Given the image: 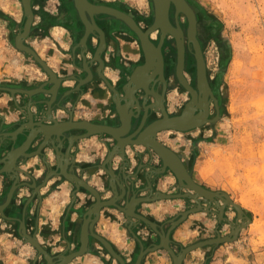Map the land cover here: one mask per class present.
Segmentation results:
<instances>
[{
    "label": "crops",
    "instance_id": "crops-1",
    "mask_svg": "<svg viewBox=\"0 0 264 264\" xmlns=\"http://www.w3.org/2000/svg\"><path fill=\"white\" fill-rule=\"evenodd\" d=\"M90 1L125 11L144 30L154 22L155 13L150 17L142 10L144 6L123 8L101 0ZM32 8L34 21L25 43L48 63L63 82L51 116H48V101L52 95L47 91L30 96L12 93L7 89L48 90L53 84L34 57L16 46V38L23 31L27 20L23 0H0V134H5L0 136V171L4 167L1 160L13 148L21 146L29 135L27 131L18 135L16 141L8 138V134L16 132L28 122L29 109L36 121L47 123H51L49 119L52 116L59 121H67L73 116L74 121L121 125L114 93L100 76L98 62L91 64L93 79L81 84V80L89 76L84 69L83 54L89 61L94 60L100 38L91 35L87 40L88 48L83 46L86 27L74 0H33ZM96 22L104 30L107 41V48L102 55L105 65L103 73L121 91L134 70L145 63L141 42L137 34L120 19L103 14L96 17ZM169 38L163 47L169 83L165 104L169 114L177 116L183 113L189 101L183 106L173 101V91L183 93L184 89L181 84H177V60L167 52ZM152 39L155 43L160 40L156 41L154 36ZM162 88L161 82H158L156 89L160 91ZM154 101L150 97L149 102ZM161 117V112L153 111L148 123ZM140 121L135 120V125L138 126ZM193 131L161 132L158 140L180 155L197 183L214 190L215 186L211 184L215 182L212 175L214 170L208 158L201 160L192 154V146L195 145ZM86 132L73 129L66 132L62 139L53 137L43 152L37 154L35 152L45 140L41 134L28 150L33 156L19 158V171L16 173L19 188L10 204L3 211L0 210V264H47L44 255L28 241L24 232L34 236L55 259H63L81 249L85 216L97 199L90 190L79 187L70 175L58 171L62 161L66 160L65 167L69 174L76 175L95 188L102 195V200L118 201V206H107L101 210L93 227L96 235L90 236L87 252L66 264H122L97 236L109 242L126 264H136L143 246L148 248L160 243V236L148 223L128 217L120 206H126L128 199L133 196L151 197L158 192L179 193L181 187L176 175L170 169L161 172L164 168L162 159L145 146L129 145L124 157L118 153L112 164H107L109 153L117 144L116 140L104 134L70 142L75 136ZM54 146L61 147V159V154L56 152ZM108 168L113 170L115 177L110 175ZM16 176L0 174V205L7 203ZM126 189L128 195L123 198ZM203 204L209 203L204 201ZM194 206L196 202L193 199L166 198L143 202L137 206L136 212L167 232L172 227V219ZM211 210L210 214L206 211L190 214L171 232L172 247L177 253L197 242L215 238L219 233L227 236L232 232V223L239 219L236 209L228 206L225 216L229 220L223 222H220L219 209L215 204ZM242 233L234 242L209 245L190 252L183 264H228L225 256L227 258L232 254L242 239ZM141 264H174V260L168 250L161 248L149 252Z\"/></svg>",
    "mask_w": 264,
    "mask_h": 264
},
{
    "label": "water",
    "instance_id": "water-1",
    "mask_svg": "<svg viewBox=\"0 0 264 264\" xmlns=\"http://www.w3.org/2000/svg\"><path fill=\"white\" fill-rule=\"evenodd\" d=\"M32 1L33 0H23L27 20L23 31H21V33L16 38V46L20 50L34 57V59L49 75L50 83L53 84V87L48 90L45 88L35 90H23L15 88L7 89L12 93L20 92L30 96H33L43 90L47 91L52 95L51 100L48 101L50 109L48 116H51L53 115V106L56 103L59 88L63 80L57 76L55 71L45 60L40 57V55L33 48L25 43V40L31 33V28L34 21ZM74 2L81 20L86 27V33L82 42L83 46L86 49L88 48L87 40L91 35H97L100 38V44L95 54L94 60L89 61L85 53L83 54L84 69L89 73V76L88 78L81 80V84H86L93 79L91 64L98 62L100 65L98 69L100 76L107 82L108 86L114 93V102L116 104L117 112L120 115L121 125L111 126L89 121H74L73 116H71V118L67 121H59L52 116L49 119L51 123H47V121H36L35 115L33 114L32 110L29 109L28 122H25L16 132L8 134V138H14L16 141L18 135L25 134L27 131H29V135H27L26 141L21 146L13 148L6 158L1 160V164H3L4 167L0 171V174H15L16 176V173L19 171L17 166L19 158L22 156H33V154L28 153V150L30 149L32 143L41 134L45 136V140L41 144L39 150L35 152L37 154H41L43 152L53 137L62 139L65 137L66 132H69L73 129H82L87 132L81 136H75L74 139L70 140L71 143H74L80 138L90 137L93 135H110L116 140L117 144L111 149L107 164H112L113 158L118 153H122L124 157L126 147L129 145L145 146L150 152L157 154L162 159L164 168L161 172H166L167 169H170L176 175L181 187L180 192L177 194L158 192V194L151 197L133 196L132 198L128 199L126 206H120V208L128 217L137 218L148 223L161 238L159 244H153L148 248H145L144 246L142 247L136 264H141L144 257L149 252L161 248L169 251L173 257L174 264H183L186 256L194 250L209 245H221L236 241L239 238L243 228L247 225L246 223H232L233 230L229 235L223 236L219 233L215 238L200 241L188 247L182 248L181 252L179 253H177L172 247L173 242L171 240V232L179 224L185 221L190 214L201 211H206L210 214L212 212L211 207L213 204H215L219 209L218 217L220 222L229 220L225 216L228 206H232L236 209L239 219L250 220L249 217L245 215V211L242 206L235 203L228 193L223 191H213L197 183L193 179L180 155L158 140V134L161 132L171 130L176 132H188L198 127H202L209 122L216 121L220 117L221 109L219 100L216 98L209 84L205 56L201 44L197 38V17L193 8L190 6L187 0H153L155 8L154 22L152 26H150L147 30H144L130 14L119 10L118 8L102 4H95L90 0H74ZM172 4L176 8V26L171 21L170 12ZM182 13L186 14L190 22L188 36L190 42L194 44L195 48V56L197 60V88H195L189 82L185 75L186 40L185 32L179 21V16ZM103 14L113 16L125 22L137 34L145 56V63L138 66L134 70L130 80L123 86L121 91L117 89L103 73L105 65L102 55L107 48V41L104 30L96 22V17ZM158 32L160 33V40L156 44L153 41L152 36ZM168 36L174 37L177 44V79L191 95V100L187 103L183 113L177 116H171L165 104L168 81L165 76V56L163 47ZM158 82H161L164 85L162 93L156 89ZM150 97H153L155 101L149 102ZM212 102H214L218 110V116L215 119H210V109ZM153 111L161 112L162 117L151 123H148L149 117ZM135 120H141L138 126L135 125ZM2 135L5 134H0V136ZM54 148L56 149L57 153L61 154V159V157H63V152L60 151L61 147L54 146ZM66 164L67 160L62 161V165L59 166L58 171H61L66 176L70 175V178H72L79 187H84L90 190L96 197L97 201L85 216L82 230L81 249L79 251L72 252L63 259H55L41 246L34 236H31L25 232L23 233L28 241H30L38 249V251L44 255L45 259L47 260V264H66L76 257L85 254L88 250L90 236L96 235L93 232V227L99 218L101 210L107 206H118L117 199L102 200V195L95 188L81 180L76 175L69 174L66 171ZM108 170L110 175L115 177L113 170L111 168H108ZM48 177L50 178L51 174ZM15 179L16 182L10 191L7 203L5 205H0L1 211H3L8 204H10L16 190L19 188L18 177L16 176ZM184 190H187L188 192H183ZM127 195L128 192L126 189L123 198H127ZM166 198L193 199L196 202V206L185 212H182L178 218L171 220L172 227L167 232L162 228L160 229L157 227V225L148 221L145 217L137 214L136 212L137 206L143 202ZM203 200L209 204H203ZM97 238L103 242V244L108 248L113 256H115L122 264H126L123 257L113 249L109 242L99 236H97Z\"/></svg>",
    "mask_w": 264,
    "mask_h": 264
},
{
    "label": "rangeland",
    "instance_id": "rangeland-1",
    "mask_svg": "<svg viewBox=\"0 0 264 264\" xmlns=\"http://www.w3.org/2000/svg\"><path fill=\"white\" fill-rule=\"evenodd\" d=\"M101 1L123 8L144 6L150 17L154 12L153 0ZM187 1L199 16L209 82L221 109L216 121L192 132V154L208 158L214 170L213 191L231 194L250 219L237 220L247 225L226 261L264 264V0ZM185 18L181 20L187 26ZM159 35L154 36L156 41ZM168 42L167 52L177 60L174 38ZM187 61L185 73L197 83V63L191 51ZM183 89V93L173 91V101L180 106L190 100V93ZM217 111L213 103V118Z\"/></svg>",
    "mask_w": 264,
    "mask_h": 264
},
{
    "label": "flooded vegetation",
    "instance_id": "flooded-vegetation-1",
    "mask_svg": "<svg viewBox=\"0 0 264 264\" xmlns=\"http://www.w3.org/2000/svg\"><path fill=\"white\" fill-rule=\"evenodd\" d=\"M189 3V2H188ZM190 4V3H189ZM153 6H154V2H153ZM190 6L193 8V10L195 11V14H196V17H197V32H198V40H200L199 42H200V44H201V47H202V50H203V53H204V56H205V44H204V41L202 40V38H201V35H200V29H199V27H200V21H199V16H198V14H197V12H196V10L194 9V7L190 4ZM154 8V7H153ZM154 13H155V8H154ZM170 15H171V21H172V23L176 26L177 25V18H176V8H175V6L172 4V7H171V12H170ZM184 17H186L185 18V20L187 19L188 20V24H187V26H185V25H183V22H182V20L181 19H183ZM179 21H180V24H181V26H182V28H183V30H184V32H185V40H186V68H187V60H188V53L191 51L192 52V55H193V57H194V59H196V56H195V48H194V44L192 43V42H190V40H189V36H188V31H189V26H190V22H189V19H188V17L185 15V14H180V16H179ZM169 37H172V36H168V38ZM159 38H160V36H159ZM167 38V39H168ZM174 38V37H173ZM201 38V39H200ZM174 40H175V38H174ZM167 41V40H166ZM157 44V43H156ZM175 44H176V40H175ZM176 49H177V46H176ZM164 50V49H163ZM164 52V51H163ZM164 56H165V54H164ZM196 63H197V60H196ZM176 68H177V64H176ZM186 68H185V71H186ZM185 75H186V73H185ZM165 76H166V58H165ZM186 77H187V75H186ZM188 78V77H187ZM167 79V78H166ZM188 80H189V82L195 87V88H197V83H195V82H192L191 81V79H189L188 78ZM169 84V83H168ZM210 85H211V88H212V90H213V92H214V94H215V90L213 89V86H212V84L210 83ZM161 86L163 87L162 88V90H158L160 93H162V91H163V89H164V85H163V83H161ZM167 88H168V86H167ZM215 96H216V94H215ZM216 98H217V96H216ZM218 99V98H217ZM190 100H191V95H190ZM189 100V101H190ZM213 103L214 102H212L211 103V109H210V119H215V118H213V116H212V114H213ZM215 105V104H214ZM217 114H218V111H217ZM206 125V124H205Z\"/></svg>",
    "mask_w": 264,
    "mask_h": 264
},
{
    "label": "bare ground",
    "instance_id": "bare-ground-1",
    "mask_svg": "<svg viewBox=\"0 0 264 264\" xmlns=\"http://www.w3.org/2000/svg\"><path fill=\"white\" fill-rule=\"evenodd\" d=\"M102 5H106V4H102ZM106 6H110V5H106ZM111 7H113V6H111ZM115 7V6H114ZM119 10H121V9H119ZM123 11V10H122ZM125 12V11H124ZM186 15V14H185ZM198 28V27H197ZM147 30V29H146ZM156 35V33L153 35V36H155ZM198 32H197V37H198ZM201 39V38H200ZM200 41V40H199ZM177 60H178V54H177ZM206 60V59H205ZM178 62V61H177ZM207 64V63H206ZM177 71V70H176ZM209 84H210V82H209ZM211 190V189H210Z\"/></svg>",
    "mask_w": 264,
    "mask_h": 264
}]
</instances>
